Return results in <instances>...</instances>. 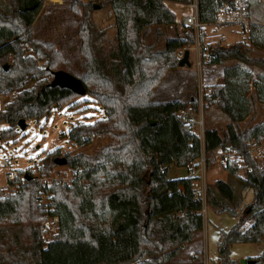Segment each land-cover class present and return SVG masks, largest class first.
Instances as JSON below:
<instances>
[{
  "label": "trees",
  "instance_id": "1",
  "mask_svg": "<svg viewBox=\"0 0 264 264\" xmlns=\"http://www.w3.org/2000/svg\"><path fill=\"white\" fill-rule=\"evenodd\" d=\"M225 1L229 0H196L199 22H213ZM8 2L10 13L0 10V95L13 96L0 112V123L8 125L0 131L1 139L12 137L20 119L38 120L52 107L60 108L79 97L68 88L49 86L53 71L75 74L53 43L32 37V24L43 0ZM91 5L83 4L77 33L86 60L80 79L105 116L93 123L72 124L63 135L81 145L93 135L109 136L110 141L91 155L64 154L68 166L81 168L80 179L72 186L51 188L59 235L45 247L41 242L45 215L36 204L38 185L33 178L24 176L14 194L3 196L0 191V264H167L174 258H164L167 238L185 242L184 234L202 230L203 218L195 212L198 204L192 202L193 180L169 177L171 165L186 167L189 159L200 155L198 135L184 128L177 115L188 104L196 107V100L152 102V89L168 69L178 66L177 52L191 46L194 37L189 33L169 38L165 49L156 51L160 27L176 23L175 12L164 0H107L117 32L113 43L105 47L101 43L104 31L90 20ZM152 26L156 27L155 40L145 44L143 38ZM27 45L33 53H26ZM251 47L264 50L263 25H250L249 43L210 45L207 51L213 64L235 60L264 70V58L248 55ZM237 63L224 67L223 82L214 84L205 97L206 106L216 107L231 121L223 131L204 129L206 154L226 146L243 152L247 139L264 135V121L245 129L237 126L250 113V81L256 100L264 103V73L241 72ZM59 152L47 153L46 163H54ZM245 161L241 180L253 198L235 224L220 230L215 264H239L229 256L232 244L264 242V166L259 170L249 159ZM224 167L231 174L240 171ZM215 186L220 195L233 199L227 182L219 179ZM174 194L183 195L185 203L160 212L161 199ZM220 210L237 213V208L226 205ZM245 259L262 264L264 250Z\"/></svg>",
  "mask_w": 264,
  "mask_h": 264
},
{
  "label": "rangeland",
  "instance_id": "2",
  "mask_svg": "<svg viewBox=\"0 0 264 264\" xmlns=\"http://www.w3.org/2000/svg\"><path fill=\"white\" fill-rule=\"evenodd\" d=\"M250 6V20L252 24L264 26V0H248ZM60 0L54 2L52 0H43L41 9L32 24V37L41 42H51L55 48L59 50L62 58L67 61L71 71L77 77H82L84 74L85 58L80 52L79 45L81 42L78 36V29L82 22L84 10L83 4L92 3L90 7L89 17L91 22L97 29L103 30L104 35L101 43L105 47H109L113 43L116 34L114 26V14L110 6L107 5V0ZM164 3L175 12L176 23L174 25H166L160 27V36L154 43V50L162 51L165 49L166 41L173 37H184L191 33L194 37V31L191 27H181L179 24L180 17L191 13L192 8L190 3L184 4L174 0H164ZM96 8H93V6ZM0 10L5 13H10L11 6L8 0H0ZM80 15H76V13ZM155 26L149 28L148 34L143 38L145 44H151L155 40ZM201 40L209 45L220 44L222 46H230L236 42L249 43V34H243L233 26H212L206 25L202 28ZM185 50L189 51L188 60L190 66H177L168 69L160 82L152 89V102L161 101H190L194 102L198 96V84L201 80L204 85L210 81L213 84L222 83L224 80V67L235 65V60L224 61L221 64H213L208 62L207 53L204 55L205 61L202 65L201 72L198 74V69L195 66L196 51L195 44L187 49L181 48L180 52L183 56ZM26 53H33V48L30 45L26 46ZM248 55L257 59L264 58V50L251 47ZM44 62L40 61V65ZM240 66V71L250 73L252 76L264 73L256 66H248L237 63ZM44 66V65H43ZM251 89V106L250 113L240 121L237 126L239 129L252 127L264 121V103L256 100L252 81L249 82ZM13 94L2 96V102H8ZM204 129L213 127L219 131L225 130L231 122L229 117L219 111L216 107L204 104L203 106ZM105 116L102 108L95 102L90 95H79L74 101L60 107H52L40 119L26 120L24 129L15 127L12 137L1 139L0 137V159L5 156L16 157L14 166L19 169V175H30L34 165L46 171L47 176L55 175V171L60 173L65 170V165H57L46 163L44 157L47 153L59 149V155L56 157H64L62 148L65 149L68 145L66 134L72 124L77 123H93L98 118ZM8 125L0 123V131L7 128ZM110 137L106 135H93L87 144L81 145L78 153L91 155L102 145L108 143ZM69 153V154H76ZM206 205L207 213L203 220L202 230L190 234H184L188 237V241L181 242L179 240L173 245V241L167 239L164 244L163 255L174 256L167 264H215L217 259V241L220 230H226L235 224L241 211L253 198L251 189H244L241 177L243 171L240 170L236 174L229 173L223 164L214 160L206 162ZM186 167L170 166L169 177H185ZM4 171L0 167V186L5 184L3 177ZM18 175V176H19ZM20 179V180H19ZM18 182L21 184V178ZM223 180L231 187L234 196L232 200H228L217 191L215 186L216 180ZM18 184V188L19 185ZM18 188L14 193L17 192ZM3 190H1L2 193ZM14 193H10L14 194ZM177 204L181 206L185 203L186 198L183 195L176 194ZM220 203V204H219ZM190 205H194L190 203ZM222 205L229 208H237L236 214H231L227 211H221ZM264 250V242L260 243H235L230 247L229 256L231 259L240 260L247 257L259 255ZM193 253V254H191ZM264 264V263H262Z\"/></svg>",
  "mask_w": 264,
  "mask_h": 264
},
{
  "label": "built area",
  "instance_id": "3",
  "mask_svg": "<svg viewBox=\"0 0 264 264\" xmlns=\"http://www.w3.org/2000/svg\"><path fill=\"white\" fill-rule=\"evenodd\" d=\"M192 8L191 13L182 15L180 17V26L191 27L194 31V44L196 51L195 66L198 69V74L201 72L202 65L204 64L207 53V61L210 62L211 58L208 56L209 44L201 40L202 28L206 25L212 26H233L236 27L244 36L245 33L249 34L250 25V6L248 0H229L222 2L215 13V18L211 23H200L197 17V4L196 0H192L189 4ZM25 56V53L22 57ZM178 57H182L181 53H178ZM43 67V65H39ZM213 81H210L207 85L200 80L198 84L199 93L196 98V107L192 104H188L186 107L177 111V115L182 126L191 132L198 135L200 141V155L195 159H189L186 166V176L193 180V189L195 195L192 198V202L197 203L198 207L195 212L200 214L205 219L207 213L206 205V162L207 160H214L223 165H230L232 167H238L240 170L246 167L245 159H249L253 165L261 170L264 166V135L259 138H251L245 141L246 149L241 152L235 148L226 146L219 147L210 154H206L204 150V119H203V106L206 104L205 97L211 93ZM5 103L2 102L0 97V112L3 111ZM82 140L87 137L81 136ZM81 147L80 142L77 140H69L65 149H61L62 153H78ZM16 157L5 156L0 159V167L3 169L5 184L0 186L3 196H8L10 193H14L18 188L19 178L24 181V176L19 175V169L14 166ZM38 163L34 165V169L31 170V177L37 183L36 204L42 209L45 215V219L42 224L41 242L45 247L49 243L55 241L59 235V216L55 213V194L51 190L54 186H72L75 181L80 179L81 168L71 167L65 165V170L55 175L47 176L46 171L43 168H36ZM19 175V176H18ZM20 185V184H19Z\"/></svg>",
  "mask_w": 264,
  "mask_h": 264
},
{
  "label": "water",
  "instance_id": "4",
  "mask_svg": "<svg viewBox=\"0 0 264 264\" xmlns=\"http://www.w3.org/2000/svg\"><path fill=\"white\" fill-rule=\"evenodd\" d=\"M93 8H96V6L94 5ZM188 56H189V51L185 50L183 53V56L179 58L177 65L180 67L190 66ZM3 68L6 70L8 68V63H5L3 65ZM49 86L51 87L58 86L62 88H68L78 95L86 94V88L82 80L80 79V77H77L64 70L53 71L52 79L49 83ZM151 123L153 122L151 121ZM17 126L19 127V129H24L26 126V121L24 119H20L17 123ZM54 163L57 165H64L66 164V158L57 157L55 158ZM239 264H252V261L247 260V259H242L239 261Z\"/></svg>",
  "mask_w": 264,
  "mask_h": 264
},
{
  "label": "crops",
  "instance_id": "5",
  "mask_svg": "<svg viewBox=\"0 0 264 264\" xmlns=\"http://www.w3.org/2000/svg\"><path fill=\"white\" fill-rule=\"evenodd\" d=\"M179 195H180V194H179ZM176 196H177V195L174 194V195H172V196H166V197H163V198L161 199V208H160V212H162V211H164V210H166V209H168V208H173V207H176V206L180 205V204H177V202L175 201V200H177V199H175ZM179 237H180V236H179ZM170 238H171V237H170ZM170 238H167V239L169 240ZM175 238H176V239H170L171 241H173V245L179 241V239H177V237H175ZM180 239H181V238H180ZM166 242H167V240H166ZM166 242H165V244H166ZM191 254H193V253H191ZM167 257H170V256H167Z\"/></svg>",
  "mask_w": 264,
  "mask_h": 264
}]
</instances>
